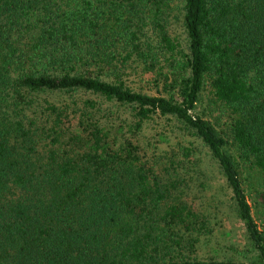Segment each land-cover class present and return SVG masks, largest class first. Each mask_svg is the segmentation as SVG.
<instances>
[{
	"label": "trees",
	"instance_id": "16d2710c",
	"mask_svg": "<svg viewBox=\"0 0 264 264\" xmlns=\"http://www.w3.org/2000/svg\"><path fill=\"white\" fill-rule=\"evenodd\" d=\"M204 86L223 128L194 113ZM156 117L206 148L253 260L198 256L179 163L140 142ZM250 171L264 185V0H0V264H264Z\"/></svg>",
	"mask_w": 264,
	"mask_h": 264
},
{
	"label": "rangeland",
	"instance_id": "374dc122",
	"mask_svg": "<svg viewBox=\"0 0 264 264\" xmlns=\"http://www.w3.org/2000/svg\"><path fill=\"white\" fill-rule=\"evenodd\" d=\"M174 34L182 40L180 27H171ZM126 84L134 89L147 90L154 94L152 81L146 73L126 72ZM85 97H92L87 95ZM55 100L67 99L65 94L51 96ZM214 103L207 86H204L196 102L194 113L212 122L216 128H223L227 117L223 108ZM169 117H156L145 123L139 133L140 142L147 152L154 150L164 162H173L169 172H176L177 179L183 181L186 192L184 200L197 203L201 214L205 216L211 234L201 237L197 245L199 257L249 261L255 258L253 249L245 240L243 226L232 211L230 192L217 165L207 154L206 148L198 139L180 131L181 127ZM190 150L182 156V149ZM173 169V171H172ZM242 183L253 218L264 232V185L256 171L242 175Z\"/></svg>",
	"mask_w": 264,
	"mask_h": 264
}]
</instances>
